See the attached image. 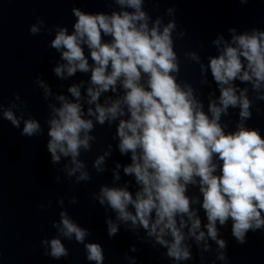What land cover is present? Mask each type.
<instances>
[{"label": "clouds", "instance_id": "clouds-1", "mask_svg": "<svg viewBox=\"0 0 264 264\" xmlns=\"http://www.w3.org/2000/svg\"><path fill=\"white\" fill-rule=\"evenodd\" d=\"M146 2L158 7L161 0H105L116 6L110 12L73 7L71 31L60 25L46 29L54 32L49 47L59 53L54 76L60 81L78 73L88 76L69 84L66 93L53 91L42 76L35 79L47 102L45 147L51 164L60 166L55 180L59 183L63 173L75 184L91 181L82 156L98 142V126L109 131L114 126L115 151L128 162L113 160L108 167L111 142L92 161L97 174L112 176L111 184L92 194L105 209L108 237L123 226L141 243L164 249L161 259L173 264L193 260V245L203 261L214 243L216 260L228 264L222 229L230 225L241 245L249 232H264V134L247 123L257 102L264 101V29L230 27L228 38L221 33L211 41L216 54L208 55L207 63L197 51H184L182 61L176 41L186 33L175 19L177 9L153 18ZM38 23L31 25V34L41 32L44 21L38 18ZM185 61L199 66V87L181 78ZM205 87L211 89L206 104ZM26 109L17 94L7 107L0 101V118L23 137L45 135ZM232 115L234 122L226 119ZM122 174L130 179L120 183ZM68 203H77L76 197ZM56 204L61 207L59 220L51 222L56 235L41 240L44 254L68 257L63 240H74L84 246L87 261L104 264L103 246L88 241L91 230L71 217L63 197ZM129 250L138 251L135 244ZM124 258L137 264L127 252Z\"/></svg>", "mask_w": 264, "mask_h": 264}]
</instances>
